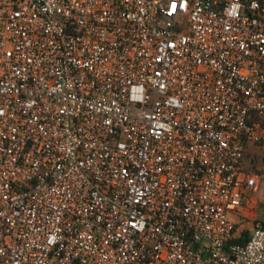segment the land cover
<instances>
[{
	"label": "built area",
	"instance_id": "obj_1",
	"mask_svg": "<svg viewBox=\"0 0 264 264\" xmlns=\"http://www.w3.org/2000/svg\"><path fill=\"white\" fill-rule=\"evenodd\" d=\"M262 152L264 0H0V264H264Z\"/></svg>",
	"mask_w": 264,
	"mask_h": 264
},
{
	"label": "rangeland",
	"instance_id": "obj_2",
	"mask_svg": "<svg viewBox=\"0 0 264 264\" xmlns=\"http://www.w3.org/2000/svg\"><path fill=\"white\" fill-rule=\"evenodd\" d=\"M255 159L257 162H263L264 160V153H257L255 154ZM256 197L264 204V182L260 185L259 191Z\"/></svg>",
	"mask_w": 264,
	"mask_h": 264
},
{
	"label": "trees",
	"instance_id": "obj_3",
	"mask_svg": "<svg viewBox=\"0 0 264 264\" xmlns=\"http://www.w3.org/2000/svg\"><path fill=\"white\" fill-rule=\"evenodd\" d=\"M264 211V204L261 205ZM247 236V232H241V235L238 238H235L232 242L242 244L245 241V237Z\"/></svg>",
	"mask_w": 264,
	"mask_h": 264
}]
</instances>
